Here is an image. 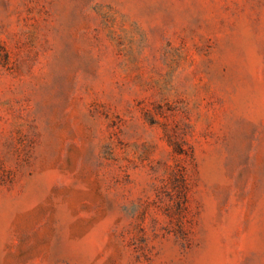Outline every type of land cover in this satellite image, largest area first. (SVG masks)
Masks as SVG:
<instances>
[{
	"label": "rangeland",
	"instance_id": "374dc122",
	"mask_svg": "<svg viewBox=\"0 0 264 264\" xmlns=\"http://www.w3.org/2000/svg\"><path fill=\"white\" fill-rule=\"evenodd\" d=\"M0 264H264V0H0Z\"/></svg>",
	"mask_w": 264,
	"mask_h": 264
}]
</instances>
